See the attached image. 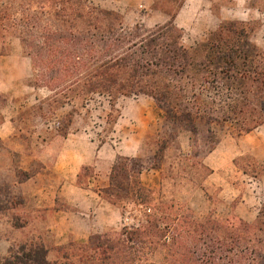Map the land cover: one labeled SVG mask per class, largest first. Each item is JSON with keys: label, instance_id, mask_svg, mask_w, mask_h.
I'll use <instances>...</instances> for the list:
<instances>
[{"label": "trees", "instance_id": "obj_1", "mask_svg": "<svg viewBox=\"0 0 264 264\" xmlns=\"http://www.w3.org/2000/svg\"><path fill=\"white\" fill-rule=\"evenodd\" d=\"M182 2L153 5L168 19L143 32L139 25L127 28L121 13L91 0H0V32L14 35L29 59L28 84L51 93L40 102L39 117L70 107L55 122L63 138L92 95L107 97L109 125L119 115L120 96H149L161 110L169 137L155 140L161 155L154 157L162 159L168 143L187 131L190 154L174 160L167 176L175 172L172 178L190 181L192 171L203 170V178L211 171L202 158L220 139L216 126L235 138L264 129V49L252 40L260 26L254 19L221 20L194 46L184 44L173 21ZM242 158L233 159L240 171L264 175V164L253 157L237 164ZM143 168L138 157L116 155L105 184L94 188L116 207L126 198L148 206L151 212L139 226L106 229L60 246L46 243L36 231L11 244L0 264H264V203L252 222L233 214L218 216L214 209L194 212L162 194L156 200L140 181ZM95 173L82 165L77 185L85 187L80 177L95 179ZM2 187L0 211L12 208L15 198L7 196V185ZM29 223L17 217L12 227ZM157 250L161 260H150L148 254Z\"/></svg>", "mask_w": 264, "mask_h": 264}, {"label": "rangeland", "instance_id": "obj_2", "mask_svg": "<svg viewBox=\"0 0 264 264\" xmlns=\"http://www.w3.org/2000/svg\"><path fill=\"white\" fill-rule=\"evenodd\" d=\"M91 1L102 8L115 10L121 13L123 21L129 29H134L139 25L137 28L145 32L154 26L152 20L147 16L150 13L146 7L132 9L131 12H127V10L124 12V9L119 7V0ZM166 2L167 0H153V5L163 6L162 4H166ZM1 33L2 32H0V39H8L9 44H7L6 48L1 47L0 51L6 49L11 52L12 55L18 56L19 59L20 48L18 39L12 34ZM207 34L208 32L205 34L204 38ZM252 40L256 45L264 49V26L255 30L252 34ZM182 42L186 45L188 44L186 43L188 42L187 40L186 42L182 40ZM23 61L24 65L19 61H13L14 71L11 73V76L16 79L18 75H21L23 66L27 68L28 76H25L23 79L24 87L27 89L26 95L17 97L12 96V103H7L6 107H3L4 102L9 96L8 94L0 93V119L3 111H6V115L13 114L12 134L7 139L0 141V188L5 190L6 187L2 186L7 185V196L15 197L14 202H12V208L0 211V239L5 238L9 246L36 231L43 234L42 236L46 243H52L50 237L52 233L50 229L46 228L44 224H42L41 227L37 225V219L40 216H45L43 206L51 202V196L56 191L57 182L59 180L51 168L80 169L82 165H88L85 164L80 157L71 158L70 152L72 149L70 148L65 149L63 154H61V158L60 156L58 158L63 137L60 135L59 131H56L55 122L60 116L64 115L70 107L65 106L64 108H57L51 117L40 118V112L37 108L40 102L50 96L51 93L44 88H32L28 84L31 80L30 63L27 57ZM116 106L119 109V115L115 122L109 125L105 117L109 110L107 97L92 95L86 106L78 109L79 113L73 116L68 134L82 133L92 138L94 145L97 147L106 142L113 147V151L117 152L122 149L124 152L123 155H125V152H127L126 148L129 147L131 143H133V145L135 144V141L131 139V128H135L134 132L137 134L136 141L139 138V133L142 134L137 142L140 152L138 156H136L140 158L144 164L142 172H145V174L148 170L158 172L155 179L152 178L148 183L144 178L141 180V175H139V178L144 186L154 191L156 200L159 194H162L166 198H173L177 201L185 202L194 212L214 209L218 216L225 217L233 214L240 217L230 210L236 203L238 197L223 198L222 193L221 196H218L219 189H217V185L214 183L210 184L206 182V184L203 185V170L192 171L187 177L190 181L172 178L176 175L174 174L175 172H170L171 175L167 176L169 174L168 170L172 169L174 160L190 154L189 133L184 130L179 131L176 141L168 143L166 151L162 154V159H155L154 154L161 155L157 152L158 145L155 144V140H168L169 137L168 131L163 128L161 110L157 108L151 97L146 95L131 97L120 96L117 99ZM215 130L220 136L229 133L226 127L221 128L216 126ZM260 132L264 133V130L262 128L256 130L253 139H260ZM180 144H182L183 147H181ZM176 146H178V149ZM113 151H111L112 155ZM242 154L243 158L237 161L239 165L247 158L251 160L250 157H252L249 152H244ZM102 159L97 158L96 165H90L93 170L102 172L99 173L98 176L97 173H95V179L90 176L80 177V181L85 184V186L95 188L105 184L107 171L110 170L111 163L115 158L113 161L111 160L112 162L107 163L106 159ZM158 166H160V168H158ZM237 171L240 170L232 164L226 166L223 173L238 174ZM89 172H91V170H89ZM193 183L200 184V186L194 185ZM49 185L52 187H49ZM200 187L205 190V195L200 191ZM20 199H23L21 204H19ZM58 205H60V207H65L63 203ZM117 208L126 220L122 219V222L114 229L139 226L145 221V215L151 212L148 206L136 204L130 198L124 199L123 205ZM17 217L20 220L28 219L31 223L23 228H14L12 227V222L15 221ZM34 220L37 221L34 222ZM161 256V251L157 250L155 253H149L147 257L152 261L158 262L161 260Z\"/></svg>", "mask_w": 264, "mask_h": 264}, {"label": "crops", "instance_id": "obj_3", "mask_svg": "<svg viewBox=\"0 0 264 264\" xmlns=\"http://www.w3.org/2000/svg\"><path fill=\"white\" fill-rule=\"evenodd\" d=\"M119 1V7L123 8L124 12L126 10L131 12L132 9L142 7L148 8L150 14L147 16L152 20L153 25L163 24L168 19L166 13L153 6V0ZM262 5H264V0H183L173 21L182 30V40L184 42L187 40V45L193 46L202 40L207 32L214 29L221 20L249 21L254 19L260 23L259 27L264 26V6ZM7 44H9L8 39H0V48H6ZM19 56L18 59V56L12 55L6 49L0 51V93L9 96L3 107H6L7 103H12V96H24L27 92L23 83L25 76H28L27 68L23 66L21 75H18L16 79L11 76L14 71V60L24 65L23 60L26 56H23L21 51ZM25 85L27 87L26 83ZM1 114L0 141H3L12 134L13 114L6 115V111ZM259 128L237 138L230 133L221 135L214 148L202 158V163L211 170L203 178V185L206 182L214 183L219 189L218 196H221L222 193L223 198L238 197L230 210L248 222L254 220L257 209L264 203V175L254 177L242 171H237L238 174H225L223 170L226 166L232 165L233 159L244 152H249L257 162L264 164V133L260 132V139H253L255 131ZM134 129L131 128V139L135 141V144L131 143L126 148L125 155H123L122 149L117 152L113 151V147L106 142L97 147L92 138L78 133L68 134L63 138L58 158L59 156L61 158V154L67 148L72 149L71 158L80 157L85 164L91 166L96 165L97 158H104L107 163L112 162L115 156L120 154L124 157H136L140 152L137 142L142 134L139 133V138L136 141L137 134ZM180 146L183 147L182 144ZM111 151H113V155ZM51 169L59 179L56 191L51 196V202L43 206L45 216H40L38 221L34 220V222L37 221V225L40 227L44 224L46 228L50 229L52 233L50 237L54 245H64L69 240L83 242L87 236L100 233L108 228L114 229L122 222V219L124 220L120 210L101 198L94 188L77 185L76 178L80 169ZM95 172L97 176L102 173L98 170ZM157 174L158 172L148 170L146 174L142 172L140 178L141 180L144 178L148 183L152 178L155 179ZM49 187L52 186L49 185ZM200 191L205 195V190L202 187H200ZM60 203H63L65 207H60L58 205ZM6 241L5 238L0 239V256L5 255L8 251L9 245ZM51 256L54 257L53 254H50Z\"/></svg>", "mask_w": 264, "mask_h": 264}, {"label": "built area", "instance_id": "obj_4", "mask_svg": "<svg viewBox=\"0 0 264 264\" xmlns=\"http://www.w3.org/2000/svg\"><path fill=\"white\" fill-rule=\"evenodd\" d=\"M124 220H126V219H124Z\"/></svg>", "mask_w": 264, "mask_h": 264}]
</instances>
